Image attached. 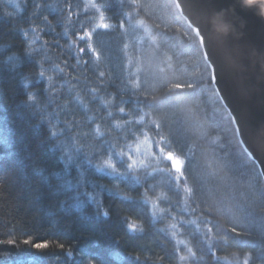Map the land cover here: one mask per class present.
Returning a JSON list of instances; mask_svg holds the SVG:
<instances>
[{
	"label": "trees",
	"instance_id": "16d2710c",
	"mask_svg": "<svg viewBox=\"0 0 264 264\" xmlns=\"http://www.w3.org/2000/svg\"><path fill=\"white\" fill-rule=\"evenodd\" d=\"M96 2L111 27L80 40L98 22L87 0H0V241H16L0 264H264V179L197 34L174 0ZM110 156L117 170H98Z\"/></svg>",
	"mask_w": 264,
	"mask_h": 264
},
{
	"label": "water",
	"instance_id": "95a60500",
	"mask_svg": "<svg viewBox=\"0 0 264 264\" xmlns=\"http://www.w3.org/2000/svg\"><path fill=\"white\" fill-rule=\"evenodd\" d=\"M197 34L213 85L264 179V2L174 0Z\"/></svg>",
	"mask_w": 264,
	"mask_h": 264
},
{
	"label": "snow or ice",
	"instance_id": "6c2138e0",
	"mask_svg": "<svg viewBox=\"0 0 264 264\" xmlns=\"http://www.w3.org/2000/svg\"><path fill=\"white\" fill-rule=\"evenodd\" d=\"M246 2L249 5H254V4H257V3H260V2H264V0H246ZM130 3L132 5H134L135 4V0H130ZM15 7H16L17 11H22V9L20 8V5L18 3L15 5ZM36 7H37V9H39L41 7V5L37 4ZM88 10H94V12L96 14H98V22L95 24V27L93 28L92 31H87V32H84L82 35H79L78 39H80V40H91L93 31H96V30L108 31L110 29V27H111L110 24L108 22H106V14H105L103 5L97 4L96 0H87L85 11H88ZM69 11H70V9H69ZM4 15H5L6 18H10L12 16V13L11 12H7ZM44 20L48 21V17L45 16ZM120 27H123V23L120 24ZM33 31H35V29H33ZM25 35H27V33H25ZM201 43H203V37H201ZM86 50L91 52L95 56V58L97 60L99 59V54L96 53V51L93 48V45L91 43L87 44V49H85V47H81L79 49L81 54H83ZM10 59H11V57H10ZM84 63L87 64V61H84ZM39 75H40V77L43 78L45 76L44 71L41 70L39 72ZM104 75H105L104 72H100L99 73V76L101 78H103ZM48 79H49V81L51 80L50 77ZM215 79H216V77H215V73H214V70H213V73H212V76H211V80L213 81ZM132 87H133V89H135L137 87V85L135 83H133ZM49 88H50V85L48 87V91H49ZM177 89L178 90H182L183 86L182 85H177ZM134 96H135V92H133V97ZM28 99H29V101H32V100L35 99V97L32 94H29ZM97 99H99V97L95 94V89H93L92 90V100L95 101ZM104 103L105 104H110V101H104ZM119 113L124 115L125 117L127 116V113H126L124 107H119ZM109 115H111V113H109ZM144 120H145V115H142L138 121H135V123H138V124L139 123H143ZM128 123H132V122L128 121ZM155 126L158 129V125H155ZM116 127L120 128V127H122V125L117 124ZM52 135L56 136L57 132L56 131H52ZM103 135H104V133L99 128H97L96 129L97 138H99V137H101ZM157 135H159V132H157ZM145 140H147V135L146 134H145ZM116 146L117 145H115V144L111 145L112 148H115ZM136 152L137 153L139 152V148L136 149ZM160 152L164 156V159H166L167 161H169L171 163V168H172V170L175 173L178 174L177 180L180 181V179L184 175L185 161L182 160L180 158V156L175 155L171 151H168L166 153V155H165L163 148L160 149ZM116 154H118L120 157H123V156L127 155V160L129 161L127 166L133 173H135L137 171L138 167H140V168L146 167V165H145L143 160H137L130 154H126V153H124L122 151L121 152H116ZM96 167H97L98 170L108 169V170H111L112 172H115L117 170V167L114 164L113 159L111 158V156L109 158L102 159L101 162L96 165ZM159 171H163V169H159ZM147 175L150 176V175H152V173L149 172V173H147ZM184 191L185 192H190L191 189L185 187ZM146 202H147V198H146ZM155 207H156V204L153 202L152 203V208L154 209ZM153 214H155V213H153ZM128 227L133 232H136L138 230H142L140 228V226L137 224V222L134 221V220L129 221ZM210 231H211V229H210ZM231 231L236 233V229L235 228L231 229ZM237 234H239V233H237ZM0 243H6L9 246H15L16 241L7 240V241H0ZM23 244L24 245H31L32 247H34V248H36L38 250H43V249H47V248L51 247V245L48 244V243H39V244L35 243V244H33L31 240H24ZM56 247L61 248L63 250V245H59L58 244ZM189 253L194 255V253L191 252V249H189ZM0 255H7V253H0ZM69 255H71L70 250H69ZM136 259L140 260L141 258H140V256H136ZM186 259H187V257H185L183 255L180 256V260L183 261V260H186ZM250 261H251V253H245L243 261H242V264H250Z\"/></svg>",
	"mask_w": 264,
	"mask_h": 264
}]
</instances>
